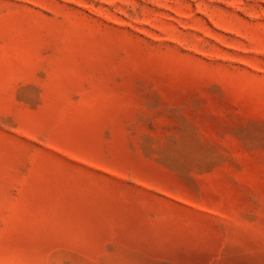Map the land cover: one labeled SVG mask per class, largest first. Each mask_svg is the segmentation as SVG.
I'll use <instances>...</instances> for the list:
<instances>
[{"label":"rangeland","instance_id":"obj_1","mask_svg":"<svg viewBox=\"0 0 264 264\" xmlns=\"http://www.w3.org/2000/svg\"><path fill=\"white\" fill-rule=\"evenodd\" d=\"M0 264H264V0H0Z\"/></svg>","mask_w":264,"mask_h":264}]
</instances>
